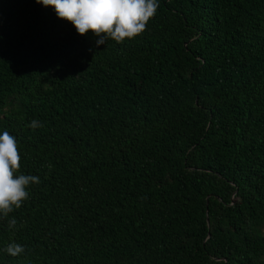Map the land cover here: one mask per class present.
<instances>
[{"label": "trees", "instance_id": "obj_1", "mask_svg": "<svg viewBox=\"0 0 264 264\" xmlns=\"http://www.w3.org/2000/svg\"><path fill=\"white\" fill-rule=\"evenodd\" d=\"M158 3L97 47L0 0V134L40 177L0 264H264V0Z\"/></svg>", "mask_w": 264, "mask_h": 264}, {"label": "clouds", "instance_id": "obj_2", "mask_svg": "<svg viewBox=\"0 0 264 264\" xmlns=\"http://www.w3.org/2000/svg\"><path fill=\"white\" fill-rule=\"evenodd\" d=\"M45 7L54 8L58 18L73 24L81 36L91 32L97 37L96 46L106 45L109 40L122 44L141 36L146 25L159 7L158 0H36ZM28 127H43L33 119ZM51 169L52 165H47ZM21 155L15 136L8 131L0 134V219L22 207L29 199L28 187L39 184L40 177L21 173ZM17 225L13 217L8 220L9 229ZM7 254L17 257L25 252L24 246L10 243Z\"/></svg>", "mask_w": 264, "mask_h": 264}]
</instances>
